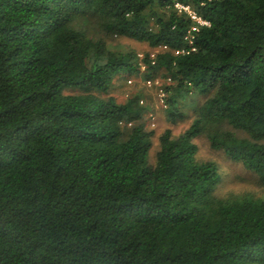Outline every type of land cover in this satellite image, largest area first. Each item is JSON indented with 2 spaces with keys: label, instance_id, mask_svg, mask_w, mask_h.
<instances>
[{
  "label": "trees",
  "instance_id": "trees-1",
  "mask_svg": "<svg viewBox=\"0 0 264 264\" xmlns=\"http://www.w3.org/2000/svg\"><path fill=\"white\" fill-rule=\"evenodd\" d=\"M123 75L188 127L152 150ZM200 136L264 186V0H0V264H264V198L218 195Z\"/></svg>",
  "mask_w": 264,
  "mask_h": 264
},
{
  "label": "rangeland",
  "instance_id": "rangeland-1",
  "mask_svg": "<svg viewBox=\"0 0 264 264\" xmlns=\"http://www.w3.org/2000/svg\"><path fill=\"white\" fill-rule=\"evenodd\" d=\"M112 44L119 48L131 47L135 49L140 57H143L145 52H150L155 55L160 48L151 49L147 43L139 41L120 38L112 41ZM161 79L145 80L140 77H127L126 75L118 77L112 87L110 93L118 99H126L130 93L136 90H143L141 104L146 105L148 112L146 118L151 128L155 130L153 138L152 150L158 148V135L166 128H171L174 133H179L184 130L191 123L190 117L184 120L172 122L165 113V105L163 101V94L161 90ZM188 101L194 100L189 96ZM238 134H241L238 132ZM242 135V134H241ZM198 145L197 157L200 160L215 161L221 173V182L217 186V194L220 196H227L229 194H244L250 193L256 197L264 198V186H262L254 174L247 170L241 163H237L229 159L222 150H215L211 148L207 138L200 136L195 139Z\"/></svg>",
  "mask_w": 264,
  "mask_h": 264
},
{
  "label": "built area",
  "instance_id": "built-area-1",
  "mask_svg": "<svg viewBox=\"0 0 264 264\" xmlns=\"http://www.w3.org/2000/svg\"><path fill=\"white\" fill-rule=\"evenodd\" d=\"M177 6L188 11L190 13V15L192 16V18L196 19L200 24H208L207 21L201 19L200 17H197V15L189 8V6H183V5H179V4ZM193 29L197 30V27H194ZM152 56H154V55H152ZM148 81L150 82V80H148ZM162 94H163V92H162Z\"/></svg>",
  "mask_w": 264,
  "mask_h": 264
}]
</instances>
